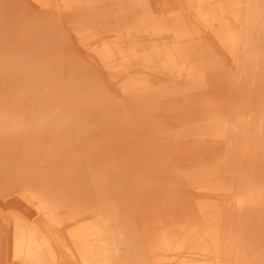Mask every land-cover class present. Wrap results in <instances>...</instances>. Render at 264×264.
Returning a JSON list of instances; mask_svg holds the SVG:
<instances>
[{
    "label": "rangeland",
    "instance_id": "rangeland-1",
    "mask_svg": "<svg viewBox=\"0 0 264 264\" xmlns=\"http://www.w3.org/2000/svg\"><path fill=\"white\" fill-rule=\"evenodd\" d=\"M149 4L158 17L167 16L170 8L187 9L190 5L188 0H149ZM108 8L107 2L97 7L100 14ZM70 16L73 18L71 13L43 12L34 0H8L0 8V113L6 117L12 115L10 123L6 122L9 118L0 114V165L5 164L8 155L22 161L21 170L12 174L0 166V264H15L11 251L14 213L48 227L47 220L22 196L27 195L23 185L27 183H20L25 179L22 175L25 166L28 180H41L38 187L49 197H68L70 202L87 197L91 199V206L98 200L100 205L94 207L100 211L106 210L107 197H114L119 228L126 232L122 237L127 239L120 247L119 256L140 257L147 264H154L145 241L161 230L162 227L152 224L156 220L155 213H162L164 206H169L171 219L163 218V221L173 223L196 212L199 206L233 209L234 189L238 184L234 174L230 191L200 190L198 184H205L202 178L185 183L180 177L199 166L202 156H205L202 163L207 166L228 156L232 165L227 171L236 172L237 164L241 163L239 151L236 148L229 151L225 145L209 138L177 137L183 128L200 125L205 109L213 106L208 103L205 108L198 104L204 95L193 96V91L187 94L188 102L167 94L174 91L179 81L139 69L126 75L123 81L150 80L149 97L140 101L138 92L130 96L121 93L119 83L112 80L101 61L81 45L69 23ZM109 21L108 26L112 27L114 19ZM48 26L54 30L45 31ZM120 26L122 28L123 24ZM129 42L123 44L125 50L139 44ZM225 69L235 74L233 63H225ZM258 70L259 67L253 69ZM87 78L98 83L105 104L119 110L117 118L111 119L109 111L94 114L95 111L82 104L85 100L91 101L98 92L93 87L94 95L86 97L80 93L87 85ZM210 87L212 91L219 88L218 85ZM159 92L166 94L153 99ZM242 97L243 103L255 97L257 102H251L253 111L264 112V85L259 91L243 88ZM123 107H127V111ZM117 126L125 127L122 129L124 140L119 144H122L120 156L113 146H103V141L115 136ZM12 130L19 133L20 142L8 150L4 140ZM259 143L264 149V137ZM256 155L255 161L245 162L244 173L254 176L251 185L258 189L260 197H264V153ZM12 164L16 163H11L9 169ZM49 164H54L59 172L51 173ZM156 180L161 184L150 187V182ZM176 205L178 208L174 210ZM65 211L68 215L69 211ZM260 213L262 233L258 240L256 238L255 251L264 256V213ZM54 233L60 242L66 241L65 229L55 228ZM60 251L66 264H77L69 257L63 243Z\"/></svg>",
    "mask_w": 264,
    "mask_h": 264
},
{
    "label": "bare ground",
    "instance_id": "bare-ground-1",
    "mask_svg": "<svg viewBox=\"0 0 264 264\" xmlns=\"http://www.w3.org/2000/svg\"><path fill=\"white\" fill-rule=\"evenodd\" d=\"M34 1L43 12L73 14V18H68L69 23L81 45L101 61L124 95L138 92L140 101L149 97L150 80L123 81L126 75L139 69L179 81L172 89L174 91L167 94L185 98V102L191 91L193 96L203 94L204 98L198 104L205 108L208 103L213 106L205 109L200 125L183 128L177 137L209 138L225 145L229 151L234 148L239 151L241 163L237 164L236 172L227 171L232 165L228 156L220 157L221 160H215L216 164L211 166L202 163L205 159L202 156L199 166L180 177L185 183L202 178L205 184H198L200 190L230 191L231 175L234 174L238 184L234 189L233 209L199 206L196 212L173 223L163 221V218L171 219L169 206H164V216L163 212H156L152 224L162 227L161 230L145 241L154 264H264V256L255 251L256 238L258 240L262 233L259 225L260 211L264 213V197H260L258 189L251 185L254 176L244 173L245 162L255 161L258 152L264 153L259 147L264 137V112L253 111L251 102H257L255 97L245 103L242 97L243 88L259 91L264 85V0H188L187 9L170 8L166 11L167 16L159 17L155 16L149 0ZM7 2L0 3V8ZM105 2L109 8L100 14L97 7ZM113 19L112 27L108 26L109 20ZM119 29L124 33L121 34ZM53 30L48 26L45 31ZM132 41L139 44L125 50L123 44ZM225 63L234 64L235 74L226 71ZM256 67H259L258 72L253 71ZM85 82L87 85L80 93L86 97L94 95L93 87L98 92L91 101L85 100L82 104L89 106L88 110L95 111L94 114L109 111L111 119L117 118L119 110L105 104L98 83L93 78H87ZM212 85L219 88L212 91ZM164 94H154L153 99ZM123 108L127 111V107ZM1 116L12 123V115ZM124 128L117 126L115 136L110 141H103V146L118 149L119 156ZM18 134L14 130L8 134L10 136L4 140L6 149L10 150L20 142ZM4 161L5 164L0 166L10 174L22 168V161L14 160L13 156L8 155ZM11 163L16 164L9 169ZM54 166L49 164V171L59 172ZM22 171H25L22 174L25 179L20 183H27L23 184L27 195L22 196L47 220L48 227L29 222L20 214L12 215L11 251L15 264H66L60 251L62 243L77 264H147L140 257L119 256L120 247L127 239L122 237L126 232L119 228L114 197H107L105 211L94 207L98 206V200L91 206V199L87 197H81L77 202H70L68 197H49L38 187L41 180L29 181L26 166ZM160 184L158 180L152 181L150 187L156 188ZM173 208L177 210L178 206ZM65 210L69 211L68 215ZM55 228L66 230L65 242H60Z\"/></svg>",
    "mask_w": 264,
    "mask_h": 264
}]
</instances>
